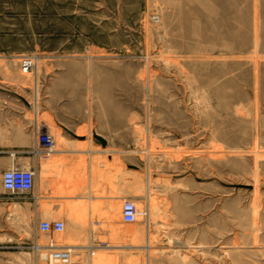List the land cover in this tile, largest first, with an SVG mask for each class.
<instances>
[{
  "label": "rangeland",
  "instance_id": "obj_1",
  "mask_svg": "<svg viewBox=\"0 0 264 264\" xmlns=\"http://www.w3.org/2000/svg\"><path fill=\"white\" fill-rule=\"evenodd\" d=\"M0 11L27 115L58 148L64 133L40 112L54 99L90 141L82 176H65L83 190L58 193L79 201L43 197V217L121 245L92 251L105 264L146 263L148 242L160 264H264V0H0ZM21 54L36 55L34 69L21 71ZM125 197L149 217L123 221ZM16 219L10 241L33 239L29 215L19 234ZM0 264L36 254L16 249Z\"/></svg>",
  "mask_w": 264,
  "mask_h": 264
},
{
  "label": "crops",
  "instance_id": "obj_2",
  "mask_svg": "<svg viewBox=\"0 0 264 264\" xmlns=\"http://www.w3.org/2000/svg\"><path fill=\"white\" fill-rule=\"evenodd\" d=\"M12 58H14L12 54H5V11H0V175H2L4 169L11 166L14 162L20 166L33 164L37 173L35 190L32 194L6 191L0 183V235L2 233L1 225L5 224V241L0 238V255H9L13 250L20 248L32 249L31 244L35 241L39 242V232L42 231L38 228V222L40 219L46 218L42 216L40 210V202L43 197L53 207H59V198H63L61 200L67 202L79 201L81 196L65 198L64 195L59 196L58 193L83 190L82 188H69L66 184L67 179H65V176L75 175L74 170H78L77 175L82 176L83 156H86L89 151L82 149L80 145L84 142H90L88 136L74 135L77 129L83 128V123L79 122L70 125L64 122L58 115L59 111L56 102L52 99L49 105L40 109V112L48 113L51 119L55 121L56 127L62 129L64 133L63 141H58L60 146L56 148L51 156L34 160L33 149L36 146V132L39 125L36 117L33 120L27 115L26 105L21 102L23 97L21 91L24 89L23 76L18 71L9 72L6 70L5 63L7 61L5 60H11ZM52 87L54 86L51 84ZM37 93L38 88L35 89V107L38 106ZM40 106H42L41 101ZM35 115L37 116L38 113ZM47 158H49V163H44ZM89 160V157H87V170L90 173L91 164ZM48 172V180L42 183L39 177L47 175ZM46 193H49L48 196ZM26 214L29 215V222L35 225L33 239L27 241L20 237L18 238L19 241L11 242L10 223L12 218H17L19 234L22 231V225L27 223ZM65 231L63 239L60 241L56 239L57 232L45 234L51 235L57 243L76 245V256H87L97 249L100 251H114L121 248V245L112 243L109 239L104 240L96 235L93 236L87 233L85 227L78 226L75 229L67 226ZM106 234L109 236L110 232ZM20 239L22 240L20 241ZM68 241H72V243ZM124 247L137 246L125 245ZM98 255H102V253L98 252ZM148 261L149 264H160L159 258L154 255L150 259L149 254Z\"/></svg>",
  "mask_w": 264,
  "mask_h": 264
},
{
  "label": "built area",
  "instance_id": "obj_3",
  "mask_svg": "<svg viewBox=\"0 0 264 264\" xmlns=\"http://www.w3.org/2000/svg\"><path fill=\"white\" fill-rule=\"evenodd\" d=\"M36 55L21 54L19 66L23 73L29 72L36 66ZM57 141L53 133L49 131L36 132V146L33 149L34 160L51 156L56 150ZM36 167L33 164L20 166L14 162L2 172L1 184L6 191L13 193H30L35 190ZM122 217L125 222L137 221L140 217H149V209L139 208L137 202L125 197L122 203ZM65 220L61 218H42L38 222V228L47 234L62 232L65 229ZM36 254V264H105L101 261H93L91 254L87 256H76V245L60 244L53 238L46 242L31 244ZM132 264H148L136 261Z\"/></svg>",
  "mask_w": 264,
  "mask_h": 264
},
{
  "label": "bare ground",
  "instance_id": "obj_4",
  "mask_svg": "<svg viewBox=\"0 0 264 264\" xmlns=\"http://www.w3.org/2000/svg\"><path fill=\"white\" fill-rule=\"evenodd\" d=\"M90 152V151H89ZM92 197H88V199H91ZM83 199V198H82ZM149 205V204H148ZM92 206V204H91ZM86 207L87 205L83 202V201H80V203H75V204H70L69 205V209H70V212L72 214H77V213H81V211H85L86 210ZM149 241V239H147ZM143 248L146 250L148 256L151 252V245L150 243L148 242L146 245L143 246ZM147 263L149 264V261L147 260Z\"/></svg>",
  "mask_w": 264,
  "mask_h": 264
}]
</instances>
